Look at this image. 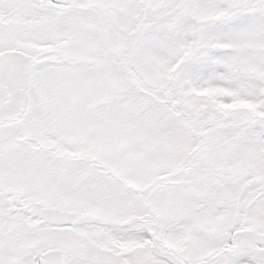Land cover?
<instances>
[{
	"label": "snow or ice",
	"instance_id": "1",
	"mask_svg": "<svg viewBox=\"0 0 264 264\" xmlns=\"http://www.w3.org/2000/svg\"><path fill=\"white\" fill-rule=\"evenodd\" d=\"M0 264H264V0H0Z\"/></svg>",
	"mask_w": 264,
	"mask_h": 264
}]
</instances>
